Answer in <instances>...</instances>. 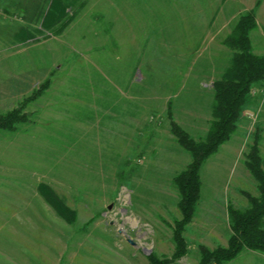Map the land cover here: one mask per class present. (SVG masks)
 Wrapping results in <instances>:
<instances>
[{
    "label": "rangeland",
    "instance_id": "rangeland-1",
    "mask_svg": "<svg viewBox=\"0 0 264 264\" xmlns=\"http://www.w3.org/2000/svg\"><path fill=\"white\" fill-rule=\"evenodd\" d=\"M50 2L0 0V115L50 84L23 110L27 123L0 131V264L171 260L181 219L173 178L191 158L169 123L204 139L212 85L233 55L225 40L249 11L251 50L264 56V0H78L59 33L41 27ZM24 33L32 37L20 41ZM255 137L264 162V80L201 166L186 251L170 264H201V246L227 247L228 208L244 211V193L258 196L245 167ZM41 184L73 223L40 195ZM222 264H264V253L243 249Z\"/></svg>",
    "mask_w": 264,
    "mask_h": 264
},
{
    "label": "trees",
    "instance_id": "trees-1",
    "mask_svg": "<svg viewBox=\"0 0 264 264\" xmlns=\"http://www.w3.org/2000/svg\"><path fill=\"white\" fill-rule=\"evenodd\" d=\"M78 0H51L47 13L41 23L46 30L55 28L61 32L69 23V9ZM256 27L254 12L241 15L232 31L226 38L225 45L233 51L230 66L213 85V105L211 122L204 139L195 141L174 121H170V133L177 144L189 153L191 161L187 167L173 178L180 200L178 209L181 219L174 223L173 240L175 252L171 260H159L154 255L148 257L149 264H170L185 254L183 230L190 223L197 201L200 198L201 180L199 171L203 163L214 155L220 146L226 143L236 130V123L242 108L251 91V87L264 80V56L252 53L249 32ZM20 41L32 37L24 33ZM21 36V35H20ZM45 81L41 87L23 100L19 106L0 115V131L13 132L17 125L28 122L23 110L35 101L49 87ZM170 118L171 114L168 112ZM245 167L257 184L258 196L244 193L249 204L248 209L241 211L228 208L231 236L226 248H218L210 252L200 247L201 264H222L231 261L243 249L264 253V162L259 155V138L255 137L246 154ZM40 195L67 223H73L75 214L70 211L55 193L46 185L38 186Z\"/></svg>",
    "mask_w": 264,
    "mask_h": 264
}]
</instances>
